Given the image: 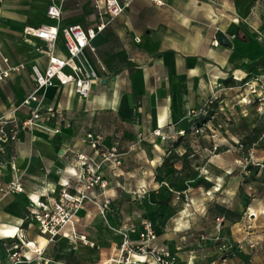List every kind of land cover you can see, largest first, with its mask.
<instances>
[{
  "label": "crops",
  "instance_id": "crops-1",
  "mask_svg": "<svg viewBox=\"0 0 264 264\" xmlns=\"http://www.w3.org/2000/svg\"><path fill=\"white\" fill-rule=\"evenodd\" d=\"M119 1L126 5L125 13L94 40L98 50L97 56L91 54V59L100 78L90 95L80 96L72 85L48 87L43 90L41 106L60 111L65 121L43 120V127L19 132L13 146L17 170L7 166L2 180L6 183L16 175L22 176L25 192L4 197L0 193V239L23 234L31 242V248L44 250L43 256L51 264H57L59 260L49 256L47 249L57 247L63 252L70 250V246L60 239L49 242L40 235L32 219L31 203L44 195L56 197L66 180L76 185L78 179L73 174L82 171L78 157L85 155L91 162L102 163L99 173L108 181L105 189L95 187L90 194L99 201L109 198V212L114 200L121 199L122 227L131 222L139 223L144 218L151 219L157 234L156 244L175 254L176 264H222L221 261L201 259L195 252L192 241L195 234L190 221L177 220L173 229L159 228L151 214L160 209L130 210V202L126 200L129 196L118 190L119 186H114V183L128 184L131 181L130 167L158 168L164 164L166 156L173 151L178 153L179 147L173 138L186 133L192 122L193 109L210 96L212 81L218 72L229 70L257 55L260 0L248 1L247 4L245 0H233V14L226 11L218 14L212 4L202 0ZM42 2L39 7L43 9V21L38 18L28 20L8 8L0 13V70L25 65V68L12 71L7 78L0 80V116L10 114L32 92L33 67L44 71L48 65V55L37 50L45 43L38 39L26 42L25 27L53 24L63 28L80 24L93 28L101 21L96 7L94 23L68 22L63 14L65 0H56L62 10L58 23L48 17V3ZM241 19L247 20L250 26L244 32ZM220 35L227 39V44L219 40ZM137 37L140 41L136 40ZM215 40H218V45L214 44ZM54 54L66 56L62 35ZM4 59H8V64ZM100 62L106 71L101 69ZM28 110L24 107L17 111V118L23 120ZM158 130L160 135L156 133ZM89 134L100 138L96 148L92 147L93 140L89 139ZM113 150H118L121 170L119 165L112 164L115 162L111 157L110 160L104 159ZM145 181L146 176L141 174L135 179L137 184ZM98 214L97 207L91 203L81 209L74 224L77 234L89 235L95 242L96 231L101 224ZM203 234L206 233L197 236L198 245H212L209 240L201 239ZM42 239L45 243L40 247ZM4 256L0 243V258ZM140 258L135 264H153L149 258ZM224 264L238 263L236 258H230ZM249 264H264V258L254 257Z\"/></svg>",
  "mask_w": 264,
  "mask_h": 264
},
{
  "label": "rangeland",
  "instance_id": "rangeland-1",
  "mask_svg": "<svg viewBox=\"0 0 264 264\" xmlns=\"http://www.w3.org/2000/svg\"><path fill=\"white\" fill-rule=\"evenodd\" d=\"M202 1L212 4L218 14L224 11L233 14V0ZM248 1L253 0H245V4ZM97 2L102 3L65 0V20L94 23ZM42 3V0H0V13L8 8L28 20L43 21V9L39 7ZM258 5L257 55L218 72L210 96L193 109L186 133L173 138L179 152L166 156L158 168L130 167L131 181L124 185L114 183L129 196L126 200L130 202V210L158 207L160 210L151 217L159 228L173 229L177 220L190 221L195 234L193 248L204 260L222 261L219 245L223 241L236 248L242 245L228 257L236 258L238 264H249L254 257L264 258V0ZM240 24L243 32L250 27L247 20L241 19ZM112 153L113 162L120 161L118 150ZM139 174L146 176L142 184L135 182ZM95 200L97 203L86 200L82 209L88 203L98 209L101 224L96 240L92 242L89 235L80 233L89 244L80 239L70 242L67 246L72 250V260L75 264H133L128 263V254L123 259L118 253L124 241L121 199L114 200L111 212L109 198ZM106 200L108 207L102 213L99 205ZM133 223L141 229L140 222ZM199 233H206L203 234L208 237L206 240L213 244L198 245ZM47 251L52 257L62 253L57 247ZM59 261L69 264L64 258Z\"/></svg>",
  "mask_w": 264,
  "mask_h": 264
},
{
  "label": "built area",
  "instance_id": "built-area-1",
  "mask_svg": "<svg viewBox=\"0 0 264 264\" xmlns=\"http://www.w3.org/2000/svg\"><path fill=\"white\" fill-rule=\"evenodd\" d=\"M45 1L48 3V17L59 23L62 16L61 7L56 0ZM101 1V4L97 2L96 5L101 19L96 27L85 28L80 24H71L60 28L59 25L42 24L39 27L27 26L24 28L23 33L26 42L32 43L34 39H38L45 43L44 46H38L37 50L47 54L49 61L44 71L36 66L33 67L31 78L34 82V88L25 100L15 107L10 114L0 116V193L2 197L25 192L22 176L16 175L6 183L2 180L7 166L10 165L14 171L17 170L14 163L13 146L18 140L19 132L37 126L43 127V120L65 121V117L60 111L52 108L43 109L41 106L44 98L43 90L57 84L72 85L76 93L82 97H88L92 92L93 85L99 80V72L91 59V54L97 56L98 50L94 40L126 11V5L119 0ZM60 35L63 37L66 50L65 57L54 54ZM136 40L140 41L138 37ZM214 44H219L218 40H215ZM4 62L8 64V59H4ZM100 66L103 71H106L105 65L101 62ZM23 68L25 65L19 64L1 69L0 80L7 78L12 71H19ZM24 107L29 109L28 113L23 120H19L16 112ZM156 133L160 135V130ZM88 137L93 140L92 147L96 148L100 138L94 137L92 134H89ZM112 154L111 152L108 156H104V159L110 160ZM78 160L81 161L82 171L73 174L78 179L76 185H72L70 180H66L61 184L56 197L44 195L37 200H32L30 207L32 219L35 221L40 235L47 238L49 242L67 239L69 242L75 243L80 239L85 244H89L84 235L79 236L77 234L74 224L78 212L86 200L97 203L96 197L91 195L90 191L97 186L105 189L108 181L99 173L102 163L91 162L85 155H80ZM112 164L120 165V162ZM108 203L109 200H106L105 203L99 205L102 213L108 207ZM140 226L141 229L138 230L139 226L137 227L135 223L129 224L121 231L124 239L120 249L121 257L124 259L128 254L127 261L129 263L132 254H139L145 255L153 264H176V255L167 247L156 244L157 234L153 221L144 218L140 221ZM133 235H137V238H133ZM207 238L206 235L201 236L202 240ZM3 239H10L11 241L0 239L5 251L4 258H0V264H51V261L43 256L44 250L37 247L31 248V242L27 241L23 234L17 233ZM235 248L229 242L220 243L222 264L227 261L230 254L235 253L237 248L240 250L242 245L239 244ZM135 263L136 261H133V264ZM57 264L65 263L57 261Z\"/></svg>",
  "mask_w": 264,
  "mask_h": 264
},
{
  "label": "trees",
  "instance_id": "trees-1",
  "mask_svg": "<svg viewBox=\"0 0 264 264\" xmlns=\"http://www.w3.org/2000/svg\"><path fill=\"white\" fill-rule=\"evenodd\" d=\"M7 240H10V239H2V241H7ZM11 241V240H10ZM63 242V244H65L66 246L67 245H69V240H67V239H64V240H62ZM68 253H64V252H62V253H59L57 256H56V259L57 260H60V259H62V258H64V259H66L67 261V263H69V264H75L74 263V261L72 260V250L70 249V250H68L67 251Z\"/></svg>",
  "mask_w": 264,
  "mask_h": 264
},
{
  "label": "bare ground",
  "instance_id": "bare-ground-1",
  "mask_svg": "<svg viewBox=\"0 0 264 264\" xmlns=\"http://www.w3.org/2000/svg\"><path fill=\"white\" fill-rule=\"evenodd\" d=\"M215 45H218V44H215ZM45 243V239H42V244L39 245L40 247H43ZM120 251H118L119 253ZM140 257H146L145 255H139V254H132L131 257H130V260H129V263H133V261H139L137 259H141ZM137 258V259H136Z\"/></svg>",
  "mask_w": 264,
  "mask_h": 264
},
{
  "label": "water",
  "instance_id": "water-1",
  "mask_svg": "<svg viewBox=\"0 0 264 264\" xmlns=\"http://www.w3.org/2000/svg\"><path fill=\"white\" fill-rule=\"evenodd\" d=\"M219 40L222 42V43H228L227 39L223 36V35H220L219 36Z\"/></svg>",
  "mask_w": 264,
  "mask_h": 264
}]
</instances>
